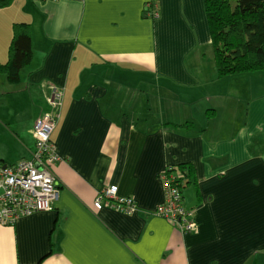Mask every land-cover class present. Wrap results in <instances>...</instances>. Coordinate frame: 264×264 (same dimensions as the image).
<instances>
[{"label": "crops", "instance_id": "obj_1", "mask_svg": "<svg viewBox=\"0 0 264 264\" xmlns=\"http://www.w3.org/2000/svg\"><path fill=\"white\" fill-rule=\"evenodd\" d=\"M143 11L144 0L0 7V63L14 23L29 24L33 48L19 82L0 73V160L31 157L55 91L62 158L53 209L0 225V264H264V71L217 76L204 0ZM185 162L198 223L188 233L155 214L162 173ZM111 184L137 213L94 207Z\"/></svg>", "mask_w": 264, "mask_h": 264}, {"label": "built area", "instance_id": "obj_2", "mask_svg": "<svg viewBox=\"0 0 264 264\" xmlns=\"http://www.w3.org/2000/svg\"><path fill=\"white\" fill-rule=\"evenodd\" d=\"M157 9L159 4L156 0H144L148 18H157ZM60 100L61 93L55 91L51 100L52 110L34 123L36 144L31 157L11 165L0 160V225H11L23 216L50 211L58 199L59 188L53 166L62 158L51 135ZM162 181L165 197L156 206L155 214L178 226L184 233L194 231L198 226L197 220L193 211L187 210L181 203V192L171 184L172 177L162 173ZM94 207L97 210L109 207L125 214H135L139 210L136 199L120 195L116 184L104 186L98 191Z\"/></svg>", "mask_w": 264, "mask_h": 264}, {"label": "trees", "instance_id": "obj_3", "mask_svg": "<svg viewBox=\"0 0 264 264\" xmlns=\"http://www.w3.org/2000/svg\"><path fill=\"white\" fill-rule=\"evenodd\" d=\"M11 1L0 0V7ZM156 2L159 4V0ZM204 6L217 76L221 78L238 73L264 71V0H204ZM143 16L148 18L145 11ZM32 62L29 24L14 23L8 61L0 63V73H5L11 82L17 83L25 72H30ZM35 89L32 87V91ZM167 124L176 127L193 123ZM163 173L172 177L171 184L181 192V203L187 210L193 211L194 207L187 206L183 199L186 186L194 181L192 164L178 163L167 167Z\"/></svg>", "mask_w": 264, "mask_h": 264}, {"label": "rangeland", "instance_id": "obj_4", "mask_svg": "<svg viewBox=\"0 0 264 264\" xmlns=\"http://www.w3.org/2000/svg\"><path fill=\"white\" fill-rule=\"evenodd\" d=\"M138 79V81H139V78H137ZM141 79L143 80V81H145V82H147L148 84H154V82H156L157 80L154 78V76L151 74V73H147V72H145V75H143L142 77H141ZM218 125V124H217ZM219 127H220V125H218ZM173 176V175H172ZM46 211V210H45ZM45 211H40V212H45ZM14 224V223H13ZM13 224H11V225H13ZM10 225V226H11Z\"/></svg>", "mask_w": 264, "mask_h": 264}]
</instances>
